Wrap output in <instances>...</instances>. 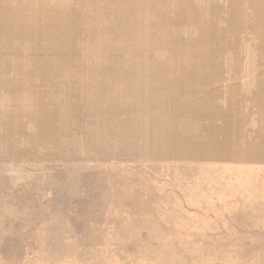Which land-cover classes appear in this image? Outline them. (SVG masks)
<instances>
[{
    "label": "rangeland",
    "instance_id": "rangeland-1",
    "mask_svg": "<svg viewBox=\"0 0 264 264\" xmlns=\"http://www.w3.org/2000/svg\"><path fill=\"white\" fill-rule=\"evenodd\" d=\"M0 264H264V0H0Z\"/></svg>",
    "mask_w": 264,
    "mask_h": 264
},
{
    "label": "crops",
    "instance_id": "crops-1",
    "mask_svg": "<svg viewBox=\"0 0 264 264\" xmlns=\"http://www.w3.org/2000/svg\"><path fill=\"white\" fill-rule=\"evenodd\" d=\"M13 220V222H14V220H16V219H12ZM30 227H31V224H30ZM15 229V228H14Z\"/></svg>",
    "mask_w": 264,
    "mask_h": 264
}]
</instances>
